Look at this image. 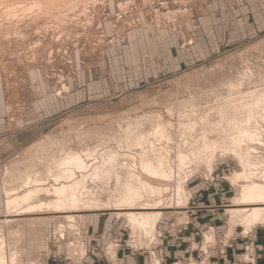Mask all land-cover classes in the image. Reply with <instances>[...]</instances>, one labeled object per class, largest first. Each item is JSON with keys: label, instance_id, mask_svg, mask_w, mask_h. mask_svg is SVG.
Wrapping results in <instances>:
<instances>
[{"label": "rangeland", "instance_id": "rangeland-1", "mask_svg": "<svg viewBox=\"0 0 264 264\" xmlns=\"http://www.w3.org/2000/svg\"><path fill=\"white\" fill-rule=\"evenodd\" d=\"M56 1H0V264L86 257L81 222L117 219L134 176L144 199L134 209L165 213L153 251L156 240L136 238L122 218L124 249L139 256L131 264H150L153 252L156 264H225L251 243L264 252V223L247 230V214L231 213L245 184L264 186V0ZM146 160L165 161L170 177H151ZM31 192L36 203L22 202ZM60 197L89 203L71 210L76 225L68 205L16 213Z\"/></svg>", "mask_w": 264, "mask_h": 264}, {"label": "bare ground", "instance_id": "bare-ground-1", "mask_svg": "<svg viewBox=\"0 0 264 264\" xmlns=\"http://www.w3.org/2000/svg\"><path fill=\"white\" fill-rule=\"evenodd\" d=\"M1 1V0H0ZM3 1V0H2ZM6 1V0H5ZM9 1V0H8ZM53 1H55V0H52V4H53ZM58 1V0H57ZM56 1V2H57ZM62 1V0H61ZM67 2L68 0H63V2ZM71 1V0H70ZM85 1V0H84ZM91 1V0H90ZM55 2V3H56ZM58 2H60V0L58 1ZM63 2H62V4H63ZM83 2V1H82ZM39 3V2H38ZM45 3V2H44ZM39 4H41V3H39ZM46 4V3H45ZM51 4V2H47V5H50L51 7L53 6ZM58 4V3H57ZM60 4H61V2H60ZM41 6V5H40ZM50 6H47V7H49L50 8ZM65 6V5H64ZM63 6V8L65 9V7ZM74 6V5H73ZM72 6V7H73ZM33 6H31V8H32ZM46 7V8H47ZM55 7V6H54ZM53 7V8H54ZM22 8V7H21ZM20 8V9H21ZM30 8V9H31ZM35 8V7H34ZM34 8H32V9H34ZM44 8V7H43ZM53 8H52V10H53ZM62 8V9H63ZM66 8H70V7H66ZM36 9V8H35ZM35 9H34V11H35ZM39 9H40V7H39ZM39 9L38 10H36V11H39ZM51 9V8H50ZM61 9V10H62ZM13 10V9H12ZM17 10V9H16ZM15 10V11H16ZM26 10H29V8L28 9H26ZM42 10V9H41ZM44 10V9H43ZM46 10H48V8L46 9ZM33 11V12H34ZM54 11V10H53ZM55 11H56V9H55ZM60 11V10H59ZM58 11V12H59ZM17 12H18V10H17ZM25 14H26V12L27 11H23ZM28 12H31V10L30 11H28ZM41 12V11H40ZM43 12V11H42ZM49 12H51V11H49L48 10V14H50ZM12 13V12H11ZM14 13V12H13ZM62 13V12H61ZM23 14V13H22ZM27 14H29V13H27ZM26 14V15H27ZM31 14H32V12H31ZM38 14V13H37ZM44 14V13H43ZM51 14H53V13H51ZM39 15V14H38ZM41 15V14H40ZM17 16H18V14H17ZM20 16H21V14H20ZM23 16H24V14H23ZM46 16V15H45ZM10 17V16H9ZM7 18V19H10V18ZM13 17H15V15L13 16ZM17 17H15V19H16ZM22 19V18H21ZM133 134V133H132ZM133 136V135H132ZM139 137V136H138ZM128 138H131L130 137V135H129V137ZM133 138V137H132ZM139 139H141L142 140V138H139ZM138 139V140H139ZM132 140H134V139H132ZM131 140V143L133 142ZM140 141V140H139ZM130 142V141H129ZM135 142H137V140L135 141ZM134 142V143H135ZM148 143H149V141H147ZM138 143V142H137ZM139 143H143V142H139ZM136 144V143H135ZM158 144V143H157ZM131 144H129V146H130ZM134 145V144H133ZM143 145H144V143H143ZM147 145V144H146ZM153 145V144H152ZM132 146V145H131ZM135 146V145H134ZM148 147V146H147ZM153 147V146H152ZM141 149V148H140ZM135 150V149H134ZM147 151V150H146ZM92 155L93 154H91V159H92ZM140 156H142V155H140ZM155 156V155H154ZM159 156V155H158ZM162 156V155H161ZM147 157V156H146ZM149 157V156H148ZM151 157V156H150ZM167 157V156H166ZM157 158V157H156ZM149 159V158H148ZM158 159V158H157ZM103 160V159H102ZM105 160V159H104ZM142 160V159H141ZM168 160V159H167ZM189 159L186 157V156H184V155H181V156H179L178 157V170H179V176L181 175V174H183V169L182 168H184L183 166L185 165V163L188 161ZM79 160L78 159H75V160H70V162H71V167H72V165H77V167H78V164H76L77 162H78ZM150 161V160H149ZM156 161V160H155ZM141 162V161H140ZM165 161H160V163L159 164H154V163H151V162H147V160H146V162H142V164H141V166H142V169L147 173V174H149L151 177H159V178H163V177H165V178H169L170 177V174L168 175V173H169V169H170V167H169V169H166L167 167H166V165H165V163H164ZM79 164H82V162L81 163H79ZM106 164V163H105ZM135 164V163H134ZM104 165V164H103ZM116 165V164H115ZM140 165V164H139ZM106 166V165H105ZM110 166V165H109ZM126 166V165H125ZM137 166V165H136ZM170 166V165H169ZM64 167H66V166H64ZM70 167V168H71ZM77 167L75 168V166H74V168L75 169H77ZM79 167H81L80 165H79ZM108 167V166H107ZM68 168V167H67ZM82 168V167H81ZM99 168V167H98ZM102 168V167H101ZM106 168V167H105ZM109 168H111V167H109ZM137 168V167H136ZM66 169V168H65ZM79 169V168H78ZM85 169V168H84ZM83 169V170H84ZM103 169V168H102ZM102 169H100V170H102ZM112 169V168H111ZM111 169H109V170H111ZM125 169V168H124ZM138 169V168H137ZM114 170V169H113ZM132 170H134V169H132ZM171 170V169H170ZM67 171V170H66ZM66 171H65V173H66ZM70 171V170H69ZM73 171V170H72ZM127 171V170H126ZM136 171V170H135ZM144 171H142V172H144ZM64 172V171H63ZM96 172V171H95ZM99 172V171H98ZM144 172V173H145ZM172 172V171H171ZM124 173V172H123ZM131 173V172H130ZM135 173H137V172H135ZM134 173V174H135ZM145 173V174H146ZM112 174V173H111ZM116 174V173H115ZM132 174H133V171H132ZM131 174V175H132ZM133 174V175H134ZM117 175V174H116ZM130 175V174H129ZM132 175V176H133ZM246 175V179H249L248 177H247V174H245ZM70 176H71V173H70ZM73 176V175H72ZM98 176V175H97ZM172 176V175H171ZM175 176V175H174ZM188 176V175H187ZM60 177H61V175H60ZM59 177V178H60ZM89 177V176H88ZM93 177V176H92ZM117 177H118V175H117ZM180 177H182V176H180ZM65 178H68V176L67 177H65ZM125 178V177H124ZM132 178V177H131ZM130 178V179H131ZM134 179H131L129 182H127V184H125V189L124 190H126V192H124L125 193V196H124V198H123V201H122V205H120L121 206V208H119V210L117 211L118 213H119V218H121V217H124V216H126L127 218H128V220H129V223H130V226L133 228V229H136V230H140L141 231V233H145V234H151L152 232H153V226L154 225H156V223H157V221H159L160 219H161V216H162V209H159V208H154V207H152V206H155V205H151V204H146V206H150V207H147V208H145V209H141V210H138L137 211V208H136V210L134 209V206L135 205H137V203L141 200V199H143V195H142V193H141V191L137 188V184H139L140 182L138 181L137 182V176L135 177H133ZM141 178H142V176H141ZM86 179V178H85ZM164 179V178H163ZM187 179V178H186ZM36 180V179H35ZM100 180V179H99ZM165 180H167V179H165ZM170 180V179H169ZM173 180V179H172ZM171 180V181H172ZM37 181V180H36ZM71 181V180H70ZM73 181V180H72ZM179 181V180H178ZM183 181V180H182ZM181 181V182H182ZM55 182V181H54ZM136 182V183H135ZM142 182V181H141ZM161 182V181H160ZM168 182V181H167ZM180 182V185L178 186V203L180 204V205H184L185 204V200H186V198H185V196H184V192H185V190H184V187H183V185H182V183ZM234 182H236V181H234ZM233 182V183H234ZM41 183V182H40ZM40 183H38V184H40ZM59 183V182H58ZM112 183V182H111ZM250 183H251V181H250ZM245 184L243 187H244V190L242 191V195H241V197L239 198V201L237 202V203H239L238 205H236L235 204V208L233 209V210H231V213L234 215V218H239V220L242 218V217H240V214L242 215V216H244L245 214H247V216L245 217V219L244 220H241L242 222L241 223H243V224H251V226H253V225H258L259 223H264V186H262V185H260V184H258V183H255V184ZM136 184V185H135ZM148 184V183H147ZM151 184V183H150ZM43 185V184H42ZM73 185V184H72ZM80 185V184H79ZM143 186V185H142ZM144 186H146V184H144ZM37 187V186H36ZM40 187V186H39ZM141 187V186H140ZM54 188V187H53ZM57 188V187H56ZM71 188V187H70ZM74 188V187H73ZM76 188V187H75ZM101 188V187H100ZM143 188V187H142ZM146 188H149L153 193H156L157 192V190L159 189H155L154 187H152L151 185H147V187ZM41 189V188H40ZM50 189V188H49ZM48 189V190H49ZM52 189V188H51ZM69 189V188H68ZM80 189V188H79ZM82 189V188H81ZM35 190V189H34ZM46 190V189H45ZM167 190V189H166ZM36 191V190H35ZM54 191H56V190H54ZM62 191V190H61ZM65 191V190H64ZM68 191H70V189L68 190ZM75 191H77V190H75ZM148 191V190H147ZM149 192V194L150 193H152V192ZM51 192H52V190H51ZM119 192V191H118ZM162 192V191H161ZM160 192V193H161ZM164 192H166V191H164ZM163 192V193H164ZM46 193H48V192H46ZM144 193H145V191H144ZM143 193V194H144ZM33 194H34V192H31L30 193V195H29V193L26 195L27 197L26 198H21V201L23 202L24 201V203H26L27 204V202H29V203H31L32 204V202H31V200L33 201V202H35L36 203V201L33 199V197H31V196H33ZM42 194V193H41ZM45 194V193H44ZM61 196H64V195H67V194H69V193H67L66 194V192H60L59 193ZM58 194V195H59ZM72 194V193H71ZM20 195V194H19ZM36 195H37V191H36ZM35 195V196H36ZM40 195V194H39ZM70 195V194H69ZM74 195V194H73ZM115 195V194H114ZM155 195H157V194H155ZM13 196V195H12ZM43 196V195H42ZM46 196V195H45ZM75 196H76V193H75ZM163 197V196H162ZM11 197H9L8 199H10ZM17 198H20V197H17ZM17 198L16 199H12L11 198V200H10V203H11V205L13 206L15 203L14 202H16L17 201ZM32 198V199H31ZM40 198V197H39ZM43 198H45V197H43ZM43 198H41V200L43 199ZM76 198V197H75ZM75 198H71V197H67V199H64V201L65 202H62L61 201V197L57 200V202H55L52 206H50V207H48V208H46V206H43V205H36V206H29L28 205V207H25V205L23 206V207H25V209L23 208L22 210H20V211H18L17 209V214H18V216H24V214H33V215H35V216H38V215H54V214H56V213H58V212H60L59 210H62L61 209V207H64L65 205H68V207L67 206H65L66 207V209H65V211H67V214H70V216H68V218H69V220H73V222H75L76 223V220H75V216L73 215V214H77V213H75L74 211L73 212H71V210L72 209H75V210H78L79 208L77 207L79 204L81 205V204H83L84 206H85V208H88V206H89V203L88 202H83V201H79V200H77V199H75ZM78 198H79V196H78ZM81 198V197H80ZM37 199V198H36ZM112 199V198H111ZM26 200V201H25ZM37 200H39V199H37ZM46 200V199H45ZM80 200H82V198L80 199ZM122 200V199H121ZM144 200V199H143ZM142 200V201H143ZM8 202H9V200H8ZM81 202V203H80ZM121 202V201H120ZM141 202V201H140ZM9 203V204H10ZM28 203V204H29ZM38 204V203H37ZM16 205V204H15ZM20 205H23V203L22 204H20ZM9 206V205H8ZM94 206V205H93ZM16 207H17V205H16ZM15 207V208H16ZM20 207V206H19ZM159 207V206H158ZM22 208V207H21ZM78 208V209H77ZM93 208V207H92ZM98 208V207H97ZM10 209H12V208H10ZM18 209H20V208H18ZM102 209V208H101ZM111 209V208H110ZM15 210V211H16ZM64 210V209H63ZM82 210H83V206H82ZM95 210H97V209H95ZM79 211V210H78ZM93 211V210H92ZM13 212V211H12ZM64 212V211H63ZM82 213V212H81ZM250 213V214H249ZM10 214V213H9ZM66 214V213H65ZM58 215H60V214H58ZM120 215H121V217H120ZM143 216L145 219H144V221L142 222V223H139V220H138V218H137V216ZM248 215H250V216H248ZM12 217V216H11ZM55 217H58V216H55ZM60 218V217H59ZM41 220V219H40ZM43 220V219H42ZM41 220V221H42ZM46 222V221H45ZM240 222V221H239ZM147 225H149V226H147ZM141 226H143V227H141ZM144 226H146V227H144ZM73 229V228H72ZM71 230V229H70ZM77 230V229H76ZM78 231H79V229H78ZM12 263V262H11ZM1 264H2V262H1ZM5 264H6V262H5Z\"/></svg>", "mask_w": 264, "mask_h": 264}, {"label": "crops", "instance_id": "crops-1", "mask_svg": "<svg viewBox=\"0 0 264 264\" xmlns=\"http://www.w3.org/2000/svg\"><path fill=\"white\" fill-rule=\"evenodd\" d=\"M165 212H162V216L161 219L159 221H157L156 225L153 226V232L151 234H143L141 233L140 230H136V229H132V233L133 234H137L138 236L136 238H141L144 239L146 238L147 240L150 239L149 243L152 242V240H156L153 243H150V245H148V249H150L151 251L155 250L157 243L159 241V239L162 237L161 235L158 236L157 233H161L160 232V223L163 220V215ZM76 217V216H75ZM68 218V216H67ZM117 219L113 218H89V223H82L81 222V226L80 228L83 229L85 236H87V247L86 250L89 249V253L86 257H82V259L79 260H72V258H69L68 260L65 261L64 264H97L100 263V261H102V264H131L134 260L138 259V255L137 252L135 253H127V249H124V245L122 244L123 241V230H124V226L125 224L123 223V220L121 218H119V216L116 217ZM139 223H142L144 221V219L142 221H140L141 215L137 216ZM84 220V219H83ZM68 222L75 224V222H73V220H67ZM233 221V220H232ZM232 221H228L229 224V228H228V232L227 234L230 236L234 235L235 233V228L237 226L233 225ZM159 223V224H158ZM130 224V223H129ZM158 224V230L156 233V226ZM245 226V229L247 227V230L251 229V231H253L255 229V227H257V225H253L251 226V224H243ZM74 226V225H73ZM149 226V225H147ZM143 227V226H141ZM146 227V226H144ZM259 227V226H258ZM245 232V231H244ZM157 235V237H155L154 235ZM216 229L213 226L211 231H208V234H206L207 236V241L206 244L207 245H215L214 242V238L216 236ZM250 231L245 232V235H250ZM160 237V238H158ZM134 239H136L135 237H133ZM132 238V239H133ZM146 244L142 245V243L140 242V240L136 239V244L134 247H142L145 246ZM239 250H243V247L238 246ZM232 251V254H229V261L225 264H264V252H258V250H260L258 243H251V245H249L245 251ZM154 256V252L151 254ZM152 256V261L150 264H152L154 262ZM206 258L208 260H210V258H208V256H206ZM210 264L209 262H204ZM137 264H139V262H137ZM154 264H156V262H154ZM192 264H196V263H192ZM224 264V263H222Z\"/></svg>", "mask_w": 264, "mask_h": 264}]
</instances>
